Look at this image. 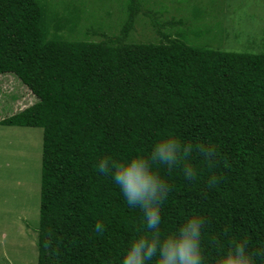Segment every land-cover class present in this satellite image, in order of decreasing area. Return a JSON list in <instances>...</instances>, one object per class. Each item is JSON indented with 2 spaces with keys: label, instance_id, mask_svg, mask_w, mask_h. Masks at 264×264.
I'll use <instances>...</instances> for the list:
<instances>
[{
  "label": "trees",
  "instance_id": "16d2710c",
  "mask_svg": "<svg viewBox=\"0 0 264 264\" xmlns=\"http://www.w3.org/2000/svg\"><path fill=\"white\" fill-rule=\"evenodd\" d=\"M63 5L0 0V76L14 75L37 99L0 124L43 129L38 264H118L144 225L96 165L147 155L162 133L191 143L199 169L189 180L182 164L154 165L168 184L162 234L196 214L204 264L233 240L264 264V41L258 52L189 42L183 19L165 31L143 0H126L119 34L109 36L96 17L83 28L82 2ZM141 13L159 41L130 39Z\"/></svg>",
  "mask_w": 264,
  "mask_h": 264
},
{
  "label": "rangeland",
  "instance_id": "374dc122",
  "mask_svg": "<svg viewBox=\"0 0 264 264\" xmlns=\"http://www.w3.org/2000/svg\"><path fill=\"white\" fill-rule=\"evenodd\" d=\"M73 1L82 2L84 7V29L96 17L106 34H119L126 18V0H52L58 8ZM231 1L143 0V3L165 31H174L179 24L176 21L183 19L185 25L177 28L182 26L189 42H208L216 51H260L264 41V0ZM195 7L203 13L197 20L193 16ZM170 20L175 24L170 25ZM135 21L131 40L159 41L151 17L141 13ZM195 25L208 30L195 34L190 27ZM94 40L101 41L104 37L95 35ZM35 100L14 75L0 76V120L6 114L31 106ZM42 155V128L0 124V264H38Z\"/></svg>",
  "mask_w": 264,
  "mask_h": 264
},
{
  "label": "clouds",
  "instance_id": "9594fccd",
  "mask_svg": "<svg viewBox=\"0 0 264 264\" xmlns=\"http://www.w3.org/2000/svg\"><path fill=\"white\" fill-rule=\"evenodd\" d=\"M192 151L191 143H184L172 133H162L147 155L137 154L124 161L102 158L97 163L100 172L111 175L127 205L139 210L144 225L143 233L129 240L118 264H204L201 216H188L173 231L162 234L161 205L167 197L168 184L154 168L164 165L172 169L182 164L185 179H196L199 169L190 162ZM95 230H103L101 221H97ZM246 243L233 240L220 251L215 264H252Z\"/></svg>",
  "mask_w": 264,
  "mask_h": 264
}]
</instances>
